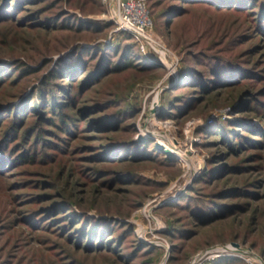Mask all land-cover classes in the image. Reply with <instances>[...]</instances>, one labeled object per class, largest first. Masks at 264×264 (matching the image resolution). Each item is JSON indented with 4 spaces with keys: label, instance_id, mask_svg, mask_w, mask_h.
I'll return each mask as SVG.
<instances>
[{
    "label": "rangeland",
    "instance_id": "374dc122",
    "mask_svg": "<svg viewBox=\"0 0 264 264\" xmlns=\"http://www.w3.org/2000/svg\"><path fill=\"white\" fill-rule=\"evenodd\" d=\"M147 7L0 0V264H264V0Z\"/></svg>",
    "mask_w": 264,
    "mask_h": 264
},
{
    "label": "built area",
    "instance_id": "2783aa9c",
    "mask_svg": "<svg viewBox=\"0 0 264 264\" xmlns=\"http://www.w3.org/2000/svg\"><path fill=\"white\" fill-rule=\"evenodd\" d=\"M109 4V18L116 24V30L129 33L136 41L139 51L142 53L160 51L164 47L154 38L152 34L153 23L150 16L147 0H106ZM221 249L210 248L211 253L207 258L216 256V251ZM189 264L196 263L193 259ZM251 264H260L253 260Z\"/></svg>",
    "mask_w": 264,
    "mask_h": 264
},
{
    "label": "trees",
    "instance_id": "16d2710c",
    "mask_svg": "<svg viewBox=\"0 0 264 264\" xmlns=\"http://www.w3.org/2000/svg\"><path fill=\"white\" fill-rule=\"evenodd\" d=\"M236 1V0H235ZM254 7V6H253ZM149 11H150V9H149ZM261 13H260V17L261 18H263L264 19V7H262V9H261V11H260ZM130 38L135 42V45H136V47H138L137 46V43H136V41L132 38V36H130ZM132 65V62L131 61H124L123 62V64H114L112 67H111V69L112 70H114V71H120V69H124V68H128V67H130ZM28 70H30V67H28L27 69H25V70H23V71H28ZM62 70H64V69H62ZM54 70H50V72H48L49 73V76H54L56 73H54L53 72ZM68 71V70H67ZM27 72H25V74H26ZM16 125H18V122L16 121L15 122V124L13 125V127L11 128V130H13V128L16 126ZM17 160L18 161H20V162H22V163H29L31 160H33V156L32 155H30V156H27V155H25V154H22V155H19L18 157H17Z\"/></svg>",
    "mask_w": 264,
    "mask_h": 264
},
{
    "label": "water",
    "instance_id": "95a60500",
    "mask_svg": "<svg viewBox=\"0 0 264 264\" xmlns=\"http://www.w3.org/2000/svg\"><path fill=\"white\" fill-rule=\"evenodd\" d=\"M167 153H169V152H167ZM234 245H236V243H230V244H228V246H230V247H233ZM221 246V244H217V245H213V246H211V248H214V249H218V247H220Z\"/></svg>",
    "mask_w": 264,
    "mask_h": 264
},
{
    "label": "bare ground",
    "instance_id": "6f19581e",
    "mask_svg": "<svg viewBox=\"0 0 264 264\" xmlns=\"http://www.w3.org/2000/svg\"><path fill=\"white\" fill-rule=\"evenodd\" d=\"M163 126V125H162Z\"/></svg>",
    "mask_w": 264,
    "mask_h": 264
}]
</instances>
